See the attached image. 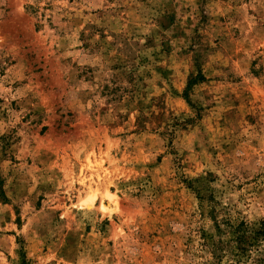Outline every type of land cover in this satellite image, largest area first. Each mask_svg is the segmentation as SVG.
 I'll return each mask as SVG.
<instances>
[{
    "label": "rangeland",
    "instance_id": "obj_1",
    "mask_svg": "<svg viewBox=\"0 0 264 264\" xmlns=\"http://www.w3.org/2000/svg\"><path fill=\"white\" fill-rule=\"evenodd\" d=\"M261 220L264 0H0V264H264Z\"/></svg>",
    "mask_w": 264,
    "mask_h": 264
},
{
    "label": "trees",
    "instance_id": "obj_2",
    "mask_svg": "<svg viewBox=\"0 0 264 264\" xmlns=\"http://www.w3.org/2000/svg\"><path fill=\"white\" fill-rule=\"evenodd\" d=\"M194 82L193 80L190 81L187 89ZM231 233L233 234L231 241L234 243V252L240 258H251L254 252H264V220L253 224L240 221L235 225H231Z\"/></svg>",
    "mask_w": 264,
    "mask_h": 264
},
{
    "label": "bare ground",
    "instance_id": "obj_3",
    "mask_svg": "<svg viewBox=\"0 0 264 264\" xmlns=\"http://www.w3.org/2000/svg\"><path fill=\"white\" fill-rule=\"evenodd\" d=\"M107 195H108L109 198H111V197L113 196V194L110 193V192H107ZM94 198H95V196L93 195V196H90V197L86 200V202L88 203V205H91V203H93Z\"/></svg>",
    "mask_w": 264,
    "mask_h": 264
}]
</instances>
